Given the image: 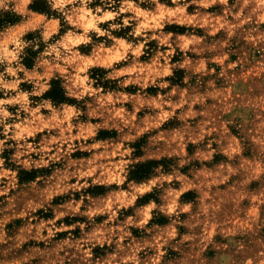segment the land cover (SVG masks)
<instances>
[{
	"label": "clouds",
	"instance_id": "clouds-1",
	"mask_svg": "<svg viewBox=\"0 0 264 264\" xmlns=\"http://www.w3.org/2000/svg\"><path fill=\"white\" fill-rule=\"evenodd\" d=\"M45 260L264 264V0H0V264Z\"/></svg>",
	"mask_w": 264,
	"mask_h": 264
},
{
	"label": "rangeland",
	"instance_id": "rangeland-1",
	"mask_svg": "<svg viewBox=\"0 0 264 264\" xmlns=\"http://www.w3.org/2000/svg\"><path fill=\"white\" fill-rule=\"evenodd\" d=\"M16 223L19 224L20 221H16ZM8 227L10 228V227H11V224H9ZM46 255H50V254H46ZM60 255L62 256L63 253H61ZM44 264H49V261H48V260H45V261H44Z\"/></svg>",
	"mask_w": 264,
	"mask_h": 264
}]
</instances>
